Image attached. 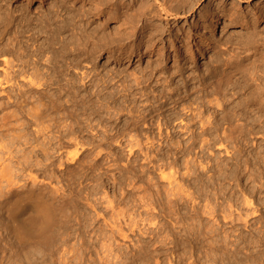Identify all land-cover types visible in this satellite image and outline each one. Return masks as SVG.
Returning a JSON list of instances; mask_svg holds the SVG:
<instances>
[{
    "label": "rangeland",
    "instance_id": "374dc122",
    "mask_svg": "<svg viewBox=\"0 0 264 264\" xmlns=\"http://www.w3.org/2000/svg\"><path fill=\"white\" fill-rule=\"evenodd\" d=\"M120 1L0 0V25L15 13L0 34V74L5 60L50 86L45 119L0 127V264H264V1L188 0L178 15L173 0L170 15L156 0ZM211 7L217 21L202 16ZM1 99L0 124L17 110ZM38 124L73 134L49 143ZM41 190L67 222L35 246L12 233L8 209L23 218L11 205Z\"/></svg>",
    "mask_w": 264,
    "mask_h": 264
},
{
    "label": "bare ground",
    "instance_id": "6f19581e",
    "mask_svg": "<svg viewBox=\"0 0 264 264\" xmlns=\"http://www.w3.org/2000/svg\"><path fill=\"white\" fill-rule=\"evenodd\" d=\"M26 2H31V1H33V0H25ZM99 1V0H98ZM106 1V0H105ZM109 1V0H108ZM112 1V0H111ZM125 0H121L119 3H117V5H119V6H117V7H122V5L125 3L124 2ZM174 1V4H175V2H176V7H177V9H175V14H177L178 15V13H177V10L178 11H182V13H186V12H189L190 10H188L187 11V9H188V4H187V2H188V0L187 1H185V0H173ZM213 0H209V3H211ZM264 0H262L261 2H263ZM65 2V1H64ZM143 3L142 4H140V6H141V8L142 9H145V5L148 3L146 0H144V1H142ZM156 2H158V3H160V7H162V11L161 12H164V13H166V14H168L170 11H172L173 9H170V5H171V3H172V0H156ZM192 2V1H191ZM107 3V2H106ZM141 3V2H140ZM195 3V2H194ZM156 4V3H155ZM170 4V5H169ZM128 5H132V0H128ZM149 6V5H148ZM57 7V6H56ZM117 7H115V8H113L114 10H116V9H119V8H117ZM173 7H175V6H173ZM172 7V8H173ZM139 8V7H138ZM141 8H139V9H141ZM149 8V7H148ZM147 8V9H148ZM152 8V7H151ZM159 8V7H158ZM189 9H191V7L189 6ZM134 10V9H133ZM170 10V11H169ZM212 7L211 8H207V10L202 14V16H205L206 18H212L211 20H214V21H217L218 20V18H219V16H220V12H217V14L215 13V15L213 16V14L212 13H214V12H212ZM137 11V10H136ZM140 11V10H139ZM186 11V12H185ZM10 12V11H9ZM132 12H134V11H132ZM140 12H142V11H140ZM148 12V11H147ZM12 13L13 12H10L9 14H7V17H6V19H5V22L2 24V25H0V34H1V36H4L7 32H8V29H9V27H10V25H11V23H12V21H13V15L15 14H13L12 15ZM24 13V12H23ZM152 13V12H151ZM160 13V12H159ZM237 13V12H236ZM171 14H173L172 12H171ZM180 14V13H179ZM230 14V13H229ZM238 14V13H237ZM117 15V14H116ZM138 15V14H137ZM141 15H143V13H141ZM168 15H170V14H168ZM185 14H183V16H180V17H185L184 16ZM261 15H264V13H262ZM139 16V15H138ZM234 16V13L232 14V15H230L229 16V18L231 17H233ZM125 17V16H124ZM167 17V16H166ZM130 18H132L131 16H130ZM134 18V17H133ZM132 18V19H133ZM141 18V17H140ZM186 18V17H185ZM149 19V18H148ZM139 20V19H138ZM137 20V21H138ZM145 20V19H144ZM131 21V20H130ZM133 21V20H132ZM131 21V22H132ZM136 21V20H135ZM134 21V22H135ZM126 22V21H125ZM130 22V23H131ZM139 22V21H138ZM137 22V23H138ZM132 24H133V22H132ZM247 20H242V22H240V23H238V24H236L239 28H241V29H246V27H247ZM153 25V24H152ZM157 25V24H156ZM215 26V25H214ZM127 29V28H126ZM164 32V30H162L161 29V27H160V29H158V28H156V29H152V40L153 39H155V38H159L160 36H162V33ZM255 33V32H254ZM253 33V34H254ZM12 35V34H11ZM128 35V37H129V33L127 34ZM160 35V36H159ZM255 35V34H254ZM253 35V36H254ZM174 36L175 35H171V36H169V39L171 40V42L173 41V38H174ZM252 36V35H251ZM124 37H126V36H124ZM131 37V36H130ZM129 37V38H130ZM256 37V36H255ZM2 38V37H1ZM123 38V37H122ZM162 38V37H161ZM253 38V37H252ZM19 39V38H18ZM120 39V38H119ZM10 40V39H9ZM17 40V39H16ZM121 40V39H120ZM129 40V39H128ZM253 40V39H252ZM255 40V39H254ZM20 41V40H19ZM150 41V40H149ZM12 44V43H11ZM10 44V45H11ZM19 44V43H18ZM2 45V44H1ZM13 45V44H12ZM14 46V45H13ZM18 46V45H17ZM12 48V47H11ZM20 49V48H19ZM14 50V49H13ZM191 50H192V46H190L189 48H188V53L189 52H191ZM11 51V50H10ZM21 51V50H20ZM23 51V50H22ZM25 54V53H24ZM264 56V55H263ZM263 56H262V58H263ZM22 57V56H21ZM257 58V57H256ZM258 58H260V57H258ZM29 59V58H28ZM27 59V60H28ZM26 60V59H25ZM22 61V60H21ZM20 62V61H19ZM25 62V61H24ZM24 62H21V63H23L24 64ZM4 63H5V68L4 69H2L1 71L4 73V74H0L1 76H0V99L2 98V96H4V95H6V97H7V100H8V102H7V104H10V105H12V106H15L16 107V109H14L13 111H15V112H11V113H8V114H3V116L1 117V126L0 127H2L3 129L4 128H6L5 130L6 131H9V130H11L10 128H14L15 126H13L12 124L15 122L16 123V121H18V119H20L19 117L21 116V118H29L28 120L29 121H33V124L35 123L36 125H37V123H39L40 122V120H43L42 118H44V115L46 116V114H45V106H46V103H42V102H46V101H44V99H45V97H44V95H42V90H46V87H50L49 85H48V83L47 82H42V78L40 77V76H42V75H40L37 71H35V72H30L31 71V69H26V66L25 65H21V67L22 68H20V69H16V67L17 66H15L14 64H13V62L12 63H10L9 61H5L4 60ZM28 63V62H27ZM252 63V62H251ZM256 63H258V62H256ZM261 63V62H260ZM26 64V63H25ZM29 64H30V62H29ZM28 64V65H29ZM264 64V63H263ZM31 65V64H30ZM249 65V64H248ZM19 66V65H18ZM252 66V65H251ZM257 67V66H256ZM260 67V66H259ZM31 68V67H30ZM255 68V67H254ZM34 69H36V68H34ZM255 70V69H254ZM260 70V69H259ZM33 71V70H32ZM61 71V70H60ZM242 71V70H241ZM236 73V72H235ZM245 74V73H244ZM243 76V75H242ZM255 77V76H254ZM54 78V77H53ZM48 81V80H47ZM51 81V80H50ZM53 82V81H52ZM59 82V81H58ZM56 83H57V81H56ZM52 84V83H51ZM55 84V83H54ZM71 84V83H70ZM262 85V84H261ZM52 86V85H51ZM58 86V85H57ZM60 86V85H59ZM44 87H45V89H44ZM73 87V86H72ZM71 87V88H72ZM257 88V87H256ZM51 89V88H50ZM57 89V88H56ZM70 89V88H69ZM262 89V88H261ZM59 90V89H58ZM263 90H264V86H263ZM48 91V90H47ZM60 91V90H59ZM258 91V90H257ZM49 92V91H48ZM47 92V93H48ZM68 92H70V91H68ZM255 92H256V90H255ZM46 93V92H45ZM259 93V92H258ZM43 94H44V92H43ZM59 94V93H58ZM257 94V93H256ZM260 94H262V92L261 93H259V95ZM36 95H38V96H36ZM258 95V94H257ZM49 96H50V94H49ZM60 95H58V97H59ZM261 96V95H260ZM61 97V96H60ZM259 97V96H258ZM48 98V97H47ZM57 98V97H56ZM33 99H36V101H38L39 103H41V105L40 106H38V107H34V108H32V109H30V110H28V108L26 109V105L31 101V100H33ZM49 99V98H48ZM54 99H55V97H54ZM260 99H261V97H260ZM2 100V99H1ZM4 100V99H3ZM50 100V99H49ZM58 101V100H57ZM57 101H55V100H50V104L49 105H51L50 107L52 108V109H54V108H56L57 107ZM60 101V100H59ZM257 101V100H256ZM32 102V101H31ZM37 102V103H38ZM48 103V102H47ZM217 103V101L215 102V104ZM218 103H220V102H218ZM222 103V102H221ZM261 103V102H260ZM218 105H221V104H218ZM217 105V106H218ZM1 106H2V104H0V108H1ZM28 106V105H27ZM42 106V107H41ZM47 106H48V104H47ZM222 106V105H221ZM263 106V105H262ZM3 107V106H2ZM49 107V106H48ZM59 107V106H58ZM61 107V106H60ZM14 108V107H13ZM8 109V108H7ZM1 110V109H0ZM55 110V109H54ZM6 111V110H5ZM57 111V110H56ZM7 112V111H6ZM47 113H48V111H46ZM50 112V111H49ZM55 112V111H54ZM53 113V112H52ZM56 113V112H55ZM234 113V112H233ZM69 114H71V113H69ZM244 114V113H243ZM48 115V114H47ZM51 115V114H50ZM233 115V114H232ZM234 115H235V113H234ZM241 115V114H240ZM19 116V117H18ZM235 116H238V114L237 115H235ZM242 116V115H241ZM47 117V116H46ZM227 117V116H226ZM229 117V116H228ZM231 117V116H230ZM234 117V116H233ZM236 118V117H235ZM239 118V117H238ZM31 119V120H30ZM45 119V118H44ZM233 119V118H232ZM232 119H229V121H231ZM240 119H241V117H240ZM240 119H238V120H240ZM22 120V119H21ZM53 120H55V119H53ZM224 120V119H223ZM225 120H227L228 121V119L226 118ZM225 120H224V123L225 124H227L228 122H225ZM238 120H236V121H238ZM182 121V120H181ZM233 121V120H232ZM242 121V120H241ZM22 122V121H21ZM49 122V121H48ZM2 123H3V125H2ZM42 123H43V121H42ZM202 122H200V124H201ZM229 123H232V122H229ZM237 123H240V122H237ZM236 122H235V124H237ZM30 124V123H29ZM44 124V123H43ZM43 124L41 125L40 124V126H39V124H38V128L37 127H35L36 128V130L35 131H37V134H39V136H41L42 137V139H43V136L45 135V138H44V141H45V139L47 140L48 139V142L49 141H51L55 136H57L58 134H57V132L56 131H58L56 128H55V130H54V132L57 134V135H55L54 136V134L52 133V135L50 134V135H48V134H46L45 133V131H47V133H48V130H49V125L47 126V125H44V126H47V127H42L43 126ZM50 124V123H49ZM16 125V124H15ZM28 125V124H27ZM51 125V124H50ZM57 125V124H56ZM55 125V126H56ZM231 125V124H230ZM230 125H226V126H228V128H229V126ZM233 125V124H232ZM239 125V124H238ZM237 125V126H238ZM241 125V124H240ZM240 125H239V127H240ZM12 126V127H11ZM17 126V125H16ZM218 126H220V125H218ZM225 126V125H224ZM225 126V127H226ZM235 126V125H234ZM54 127V126H53ZM52 127V128H53ZM232 127V126H231ZM230 127V129L229 130H231V129H233V127L231 128ZM16 128H18V127H16ZM21 128V127H20ZM51 128V127H50ZM59 128V127H58ZM66 128V127H65ZM65 128H60V129H65ZM68 128H69V126H68ZM227 128V129H228ZM246 128V127H245ZM218 129V128H217ZM220 129V128H219ZM226 129V128H225ZM234 129L236 130L237 129V127H234ZM4 130V131H5ZM13 130V129H12ZM17 130V129H16ZM51 130V129H50ZM228 130V131H229ZM235 130H232V131H230L229 133H228V131H226L228 134H230V136H232L231 134V132H234ZM241 130H243V128L242 129H240V132H241ZM245 130V129H244ZM4 131H2V133H0V154H1V152H4V149L6 150H9L8 148H7V145H5V144H2L1 143V141H3L4 139L3 138H6L7 136V134L5 135V133H3ZM34 131V130H33ZM66 131V130H65ZM72 131V130H71ZM221 131H225V130H222L221 129ZM237 131H239V129L237 130ZM30 132V131H29ZM50 132V131H49ZM52 132V131H51ZM61 132V131H60ZM59 132V133H60ZM67 132V131H66ZM240 132H238L239 134H240ZM7 133V132H6ZM13 133H14V131H13ZM41 133H43V136H42V134ZM69 135H71V134H73V132H69V130H68V132H67ZM67 133H65V135H62L63 136V138H64V136H66V134ZM206 133V132H205ZM205 133H204V135H205ZM235 133V132H234ZM237 133V132H236ZM238 133H237V135H238ZM61 134H62V132H61ZM223 134V133H222ZM225 134V133H224ZM242 134H243V132H242ZM30 135V134H29ZM35 135V134H34ZM34 135H32V136H34ZM245 135V134H244ZM6 136V137H5ZM39 136H34L35 137V139H38V138H40ZM61 135H60V137H59V135H58V137L59 138H61L62 137ZM72 136V135H71ZM71 136H69V137H71ZM202 136H203V134H202ZM226 136H227V134H225V139H226ZM243 136V135H242ZM33 137V138H34ZM68 137V136H67ZM76 137V136H75ZM228 137V136H227ZM59 138H56V139H59ZM16 139H18V140H22V139H25L26 141L29 139H26V135L25 134H23V133H20L19 132V134H15L14 135V140H16ZM55 139V140H56ZM66 139V138H65ZM64 139V140H65ZM69 139V138H68ZM72 139V141L74 140V138H71ZM71 139H69V141L71 140ZM34 140V139H33ZM54 140V139H53ZM52 140V141H53ZM60 140V142H62L63 141V139H62V141H61V139H59ZM44 141H42V142H44ZM66 141H67V139H66ZM69 141H67V142H69ZM77 141V140H76ZM5 142V141H4ZM59 142V141H58ZM64 142V141H63ZM66 142V143H67ZM74 142H75V140H74ZM80 142V141H79ZM50 143V142H49ZM71 143V142H70ZM138 143V142H137ZM19 144H20V142H19ZM42 144V143H41ZM24 145V144H23ZM26 145V144H25ZM49 145V144H48ZM77 145V144H76ZM75 145V146H76ZM18 146V145H17ZM77 146H79V145H77ZM76 146V147H77ZM83 146V145H82ZM75 147V148H76ZM81 147V146H80ZM84 147V146H83ZM130 147V146H129ZM136 147V146H135ZM21 148V147H20ZM131 148V149H130ZM129 149H130V151H129V153H131V154H135L134 152H133V149H134V147H133V144H132V146L130 147ZM44 149V148H43ZM54 149V148H53ZM33 151V150H32ZM45 150H42L41 149V151H39V153L41 152V154L44 152ZM50 151V150H49ZM48 151V152H49ZM54 151V150H53ZM60 151V149L58 150V151H56V152H59ZM80 151V150H79ZM9 153V152H8ZM36 153H37V151H36ZM74 153V152H73ZM9 154H11V152L9 153ZM28 154V153H27ZM45 154V153H44ZM62 154H63V152H62ZM68 155H65V156H67L66 157V161H68V162H74V160H76L75 159V156L73 155V156H71L72 154H71V152L69 153H67ZM51 155V154H50ZM77 155V154H76ZM19 156V155H18ZM25 156V155H24ZM30 156V155H29ZM133 157V156H132ZM134 158V157H133ZM15 159V158H14ZM17 159H18V157H17ZM28 158H25V157H21L20 159H19V161H18V165L21 167L20 169H25V168H28L29 167V165H28V160H27ZM51 159V158H50ZM4 162V161H3ZM15 162V161H14ZM51 163V162H50ZM53 163V162H52ZM61 163V162H60ZM1 164H3V163H1ZM12 164V163H11ZM4 165V164H3ZM6 165V164H5ZM62 165H64V164H62ZM9 166V165H8ZM7 166V167H8ZM32 166V165H31ZM96 166V164L94 163V164H92L91 165V167L90 168H94ZM16 167V166H15ZM11 168V167H10ZM51 168V167H50ZM11 169H14V168H11ZM0 170L3 172V171H6L7 170V168L6 167H4V168H2V167H0ZM0 171V172H1ZM18 171V170H17ZM11 172V171H10ZM23 173V172H22ZM6 174V173H5ZM17 175V174H16ZM23 175H24V173H23ZM164 176V175H163ZM166 176V175H165ZM170 176V175H169ZM4 177V176H3ZM12 178V177H11ZM165 178V177H164ZM167 178V177H166ZM7 180H10V179H7ZM31 180V179H30ZM33 181V180H32ZM173 181V180H172ZM9 183V182H8ZM11 183V182H10ZM16 183V182H15ZM33 183V182H32ZM35 183V182H34ZM176 183V182H175ZM19 184V183H18ZM173 184V183H172ZM13 185V184H12ZM17 186V185H16ZM264 186V185H263ZM56 189V188H55ZM55 189H54V187L51 189V191L54 193V194H56V191H55ZM44 190V189H43ZM43 190H41L40 192H37V193H35V192H30V193H28V194H26L25 195V198L24 199H18V200H16L14 203H13V205H11L12 207H14L16 210H17V212L18 211H20V213L21 212H23L24 214H22V215H25V216H23V218H20V216L16 213V212H13L12 211V213H11V211H10V209H8V212H9V215H10V228L12 229V233L15 235V237L19 240V241H21V242H23V243H28V244H31V243H33V244H31V245H34V243H35V246H37L38 244L40 245V244H47L48 243V241L52 238V239H54V235L53 236H50V232L52 231V229L54 228V226L56 225V224H60V227H63V225H65L66 224V222H67V220H62L61 222H59V221H57V219H56V214H55V212H56V206L53 204V202L51 201V202H49V201H46L44 198H43ZM55 196V195H54ZM20 198V197H19ZM248 199H250V198H248ZM24 200H27V201H29V205H24L23 203H24ZM245 200H247V199H245ZM248 201V200H247ZM246 202V201H245ZM249 202H250V200H249ZM248 205H249V203H247ZM252 204V203H251ZM22 210V211H21ZM134 231V230H133ZM260 236V235H259ZM256 237V236H255ZM258 237V236H257ZM228 238V237H227ZM51 239V240H52ZM225 243V242H224ZM234 244H235V242H234ZM38 245V246H39ZM143 245V244H142ZM239 246V245H238ZM106 246L104 245V248H105ZM109 248H111V245L109 244V246H108ZM107 247V249H105V251H104V253L107 255L106 257H109L110 255H111V253H112V250L111 249H109ZM227 247V246H226ZM230 248H233V246L232 247H230ZM103 249V248H102ZM238 249V248H237ZM241 249V248H240ZM231 251V250H230ZM227 252V251H226ZM144 253V252H143ZM233 253V252H232ZM257 253V252H256ZM228 254V253H227ZM248 254V253H247ZM253 254V253H252ZM232 256V255H231ZM263 256V255H262ZM254 257V256H253ZM260 257V256H259ZM104 258V257H103ZM255 258V257H254ZM234 261V260H233ZM206 262V261H205ZM257 262V261H256ZM254 263V262H253ZM212 264V263H211ZM245 264V263H244Z\"/></svg>",
    "mask_w": 264,
    "mask_h": 264
}]
</instances>
